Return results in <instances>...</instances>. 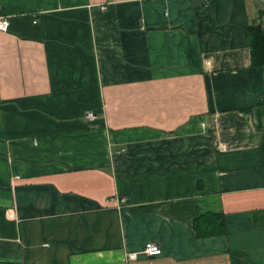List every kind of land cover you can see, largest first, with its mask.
Segmentation results:
<instances>
[{"label":"crops","instance_id":"0c3cea01","mask_svg":"<svg viewBox=\"0 0 264 264\" xmlns=\"http://www.w3.org/2000/svg\"><path fill=\"white\" fill-rule=\"evenodd\" d=\"M4 19L0 264H264V0H0ZM205 213L223 234L196 236Z\"/></svg>","mask_w":264,"mask_h":264},{"label":"trees","instance_id":"16d2710c","mask_svg":"<svg viewBox=\"0 0 264 264\" xmlns=\"http://www.w3.org/2000/svg\"><path fill=\"white\" fill-rule=\"evenodd\" d=\"M248 36L252 51V64L261 65L264 63V32L259 26H250ZM193 229L199 238L219 235L224 233V224L220 214L205 213L195 219Z\"/></svg>","mask_w":264,"mask_h":264},{"label":"built area","instance_id":"2783aa9c","mask_svg":"<svg viewBox=\"0 0 264 264\" xmlns=\"http://www.w3.org/2000/svg\"><path fill=\"white\" fill-rule=\"evenodd\" d=\"M8 27V22L4 20H0V31H6ZM85 118L88 121H93L95 116L91 112H87L85 115ZM124 202V199H122ZM142 254L146 257H156L161 254V248L158 244L153 243V242H147L143 246Z\"/></svg>","mask_w":264,"mask_h":264}]
</instances>
